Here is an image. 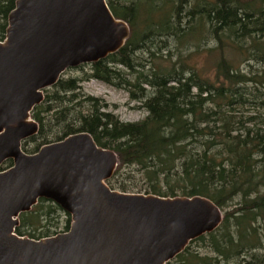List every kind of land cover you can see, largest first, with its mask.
<instances>
[{"label": "trees", "instance_id": "obj_1", "mask_svg": "<svg viewBox=\"0 0 264 264\" xmlns=\"http://www.w3.org/2000/svg\"><path fill=\"white\" fill-rule=\"evenodd\" d=\"M14 3L0 0V41ZM106 3L115 18L128 24L129 38L116 53L78 66H87L88 73L61 76L44 90L43 101L30 113L38 132L23 141L34 142V148L21 149L34 153L44 144L87 132L117 155L107 181L111 189L198 195L221 209L220 225L190 241L166 264H264V0ZM198 34L196 48L210 37L221 52L228 48L248 61V71L222 56L207 78L181 58L171 61V43L176 50L177 45L184 48ZM89 79L125 90L146 115L120 121L106 111L109 105L82 92L81 84ZM9 166L6 160L0 171ZM122 168L131 170L119 180ZM59 210L39 199L19 215L15 234L32 239L57 234L49 223ZM25 229L30 231L25 234Z\"/></svg>", "mask_w": 264, "mask_h": 264}, {"label": "water", "instance_id": "obj_2", "mask_svg": "<svg viewBox=\"0 0 264 264\" xmlns=\"http://www.w3.org/2000/svg\"><path fill=\"white\" fill-rule=\"evenodd\" d=\"M130 36L106 0H15L0 41V264H166L214 231L223 213L198 195L162 197L111 189L118 158L87 132L25 153L30 117L61 74L116 53ZM39 199L69 215L67 231L15 234Z\"/></svg>", "mask_w": 264, "mask_h": 264}, {"label": "rangeland", "instance_id": "obj_3", "mask_svg": "<svg viewBox=\"0 0 264 264\" xmlns=\"http://www.w3.org/2000/svg\"><path fill=\"white\" fill-rule=\"evenodd\" d=\"M199 36H201V34L193 37V39L190 40L192 44H188L184 48L180 45H177V50L174 47L176 44L171 43V61H176L178 58H181L189 65L197 68L200 73L207 78L213 75L214 63L222 56L224 58L230 59V61L237 65L242 72L248 71V61L244 60L238 53L232 54L233 52L228 48H224V50H222L221 52L218 48H216L214 39L210 37L206 38L205 42L200 47L196 48L194 45L197 44ZM251 64L253 65V62H251L250 65ZM254 68L259 69L261 68V65L255 64ZM88 72L89 68L87 66H84L82 68H69L65 70L61 74V76L65 78H76ZM81 90L84 94L97 98L103 101L106 105H109L106 111L111 112L122 122H136L141 120L146 115V112L139 106L138 102L130 100L128 93L125 90L114 88L95 79H89L88 81L83 82L81 84ZM52 140L54 139H51V141ZM34 145V142L26 141L22 142L21 146L22 148L32 149L34 148ZM129 170L131 169L122 168L121 170H119L120 175H118V179H124L126 173H128ZM134 175L135 179L138 180V174L134 173ZM67 218L69 217H66L65 213L61 209L57 211L55 215H53L49 223V225L52 226V231H55L57 234L64 231ZM24 231V233L27 234V231H30V229H25ZM197 249L202 254L207 252V250L202 247H198Z\"/></svg>", "mask_w": 264, "mask_h": 264}, {"label": "bare ground", "instance_id": "obj_4", "mask_svg": "<svg viewBox=\"0 0 264 264\" xmlns=\"http://www.w3.org/2000/svg\"><path fill=\"white\" fill-rule=\"evenodd\" d=\"M254 9V8H253Z\"/></svg>", "mask_w": 264, "mask_h": 264}]
</instances>
